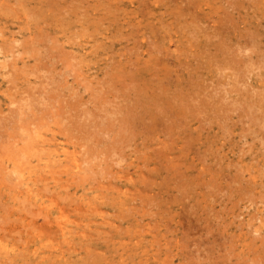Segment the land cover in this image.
I'll return each instance as SVG.
<instances>
[{"label": "rangeland", "instance_id": "374dc122", "mask_svg": "<svg viewBox=\"0 0 264 264\" xmlns=\"http://www.w3.org/2000/svg\"><path fill=\"white\" fill-rule=\"evenodd\" d=\"M0 264H264V0H0Z\"/></svg>", "mask_w": 264, "mask_h": 264}, {"label": "bare ground", "instance_id": "6f19581e", "mask_svg": "<svg viewBox=\"0 0 264 264\" xmlns=\"http://www.w3.org/2000/svg\"><path fill=\"white\" fill-rule=\"evenodd\" d=\"M116 112V111H115ZM131 112V111H130ZM131 114H132V112H131ZM133 115V114H132ZM11 118V117H10ZM132 117H130V119H131ZM133 120V119H132ZM126 121V120H125ZM39 144V143H38ZM45 144V143H44ZM20 152V151H19ZM63 227V226H62ZM65 227V226H64ZM61 228V227H60ZM62 229V228H61ZM63 230V229H62Z\"/></svg>", "mask_w": 264, "mask_h": 264}]
</instances>
